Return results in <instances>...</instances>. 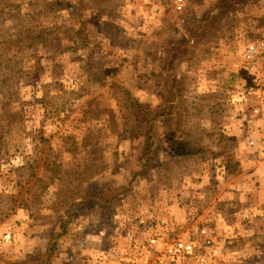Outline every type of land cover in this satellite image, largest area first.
I'll return each instance as SVG.
<instances>
[{"label": "rangeland", "instance_id": "rangeland-1", "mask_svg": "<svg viewBox=\"0 0 264 264\" xmlns=\"http://www.w3.org/2000/svg\"><path fill=\"white\" fill-rule=\"evenodd\" d=\"M191 206L213 264H264V0H0V264H87L116 212Z\"/></svg>", "mask_w": 264, "mask_h": 264}, {"label": "built area", "instance_id": "built-area-1", "mask_svg": "<svg viewBox=\"0 0 264 264\" xmlns=\"http://www.w3.org/2000/svg\"><path fill=\"white\" fill-rule=\"evenodd\" d=\"M197 212L191 206L181 222L147 210L125 215L116 212L111 225L98 231L99 245L93 248L87 264H213L216 244L206 227L190 225L182 234L173 229L180 223H195ZM1 239L8 242L10 234H3Z\"/></svg>", "mask_w": 264, "mask_h": 264}, {"label": "trees", "instance_id": "trees-1", "mask_svg": "<svg viewBox=\"0 0 264 264\" xmlns=\"http://www.w3.org/2000/svg\"><path fill=\"white\" fill-rule=\"evenodd\" d=\"M130 108L132 109L135 118L137 119V128L136 133L138 135H142L146 133V136L153 131V128L155 127V123L158 118L164 117V113L158 112V113H151L149 110L146 109L145 106H143L141 103L135 100H131L129 103ZM145 136V135H144ZM145 150L149 147V140L146 137L145 142ZM168 154L173 158H182V157H191L196 156L201 153H203V149H201L198 145L191 144L187 141L180 140L175 141L170 139L168 141ZM237 167L236 162H234L231 158L228 162V171L229 173H234L236 168H233L234 165ZM119 188H106L105 190L100 191V195L104 196L106 198V201L108 204L105 205H112L117 203L121 197V194H123L121 191L118 190ZM70 214V213H69ZM63 231V230H62ZM64 232H59L57 236L58 238H61ZM53 250V247L48 246L47 247V253L51 254Z\"/></svg>", "mask_w": 264, "mask_h": 264}, {"label": "crops", "instance_id": "crops-1", "mask_svg": "<svg viewBox=\"0 0 264 264\" xmlns=\"http://www.w3.org/2000/svg\"><path fill=\"white\" fill-rule=\"evenodd\" d=\"M199 155H196V156H191V157H182V158H194V157H198ZM180 159V158H179ZM185 179L182 183H179V184H173L172 187H168V188H171L173 189L172 191L174 192L175 189L176 191L174 193H178L180 195L183 194V196H189L191 194H197V192H199L202 187L206 184V180L204 179L202 181V183H196L194 185V182L192 180H186V178H183ZM182 179V180H183ZM198 184V185H197ZM175 185V186H174ZM192 188V189H191ZM198 188H201L200 190H198ZM204 188V187H203ZM201 193V192H200ZM201 195V194H200ZM198 195V196H200ZM184 201V200H182ZM187 203L188 201L185 200L182 204H180L181 208H179L177 205L173 204V203H170L169 206L165 203V206H166V212H168V209H169V213L172 214V213H178V214H181L183 213V211L187 208ZM97 239V238H95ZM98 247V246H97ZM56 259H54L53 261V264H60V262H62L63 260H61L60 258L55 257Z\"/></svg>", "mask_w": 264, "mask_h": 264}]
</instances>
